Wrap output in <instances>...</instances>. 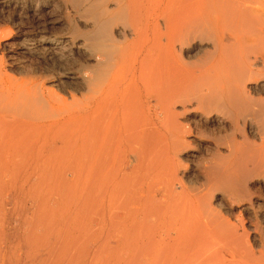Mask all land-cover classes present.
Instances as JSON below:
<instances>
[{"label": "bare ground", "instance_id": "bare-ground-1", "mask_svg": "<svg viewBox=\"0 0 264 264\" xmlns=\"http://www.w3.org/2000/svg\"><path fill=\"white\" fill-rule=\"evenodd\" d=\"M0 264H264V0H0Z\"/></svg>", "mask_w": 264, "mask_h": 264}, {"label": "rangeland", "instance_id": "rangeland-1", "mask_svg": "<svg viewBox=\"0 0 264 264\" xmlns=\"http://www.w3.org/2000/svg\"><path fill=\"white\" fill-rule=\"evenodd\" d=\"M0 50H1V48H0ZM1 52V51H0Z\"/></svg>", "mask_w": 264, "mask_h": 264}]
</instances>
